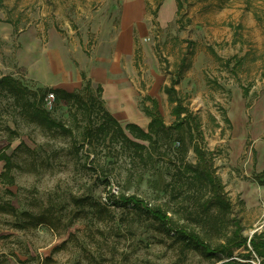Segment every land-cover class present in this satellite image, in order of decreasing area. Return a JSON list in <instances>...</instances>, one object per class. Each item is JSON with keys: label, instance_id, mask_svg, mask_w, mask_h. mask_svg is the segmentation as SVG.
<instances>
[{"label": "rangeland", "instance_id": "rangeland-1", "mask_svg": "<svg viewBox=\"0 0 264 264\" xmlns=\"http://www.w3.org/2000/svg\"><path fill=\"white\" fill-rule=\"evenodd\" d=\"M184 55L177 93L201 123L243 234L264 233V0H0V76L72 91L84 73L122 126L146 129L149 97L165 125L173 122L164 87ZM48 110L71 133L27 121L0 93V151L14 162L2 175L0 160V205L8 209H0V264L230 259L181 255L159 221L106 201L111 191L179 209L158 186L177 162L175 140L145 164L121 141L81 144L84 122L70 103L54 98ZM186 158L195 160L191 150ZM40 213L52 224L15 227ZM247 251L234 249L231 258L244 262Z\"/></svg>", "mask_w": 264, "mask_h": 264}, {"label": "trees", "instance_id": "trees-1", "mask_svg": "<svg viewBox=\"0 0 264 264\" xmlns=\"http://www.w3.org/2000/svg\"><path fill=\"white\" fill-rule=\"evenodd\" d=\"M186 66L184 55L180 58L170 84L164 87L168 101L173 104V122L165 125L156 99L149 97L151 107L144 109L149 117L146 129L131 122L120 125L103 106L101 85L97 84L93 88L84 73H81L82 86L72 91L53 87L30 89L19 78L3 74L0 76V93L12 99L14 106L27 121L42 128L55 129L64 134L71 133L70 128L63 121L54 118L45 106V95L53 91L55 100L70 103L75 108L74 112L81 115L84 122L81 144H90L98 139L121 141L145 164L152 159L154 152H159L166 144L175 140L179 154L177 162L167 181L158 186L168 192L171 199L177 200L179 209L171 211L169 206L162 203L151 204L135 194L115 195L111 191H107L106 201L120 203L121 206L159 221L167 234L172 232V238L181 255L194 250L217 260L222 257L230 258L221 264H253L249 260L251 258H258V264H264V233L254 232L251 236L243 234V225L238 217L232 215V202L216 172L213 152L204 145L201 123L184 104L175 88ZM190 150L194 155L193 162L186 158ZM0 160L4 162L1 174L6 175L14 162L4 151H0ZM263 175L264 171L258 175L260 184H264V179L259 178ZM105 180L108 182L107 177ZM76 200L81 202L80 199ZM0 209L8 210L3 205H0ZM13 210L12 208L10 213ZM49 217L46 213L30 215L26 222L16 223L15 227L24 228L27 222L30 226L52 224ZM240 247L248 250L242 255L246 259L244 262L231 258L234 249Z\"/></svg>", "mask_w": 264, "mask_h": 264}, {"label": "built area", "instance_id": "built-area-1", "mask_svg": "<svg viewBox=\"0 0 264 264\" xmlns=\"http://www.w3.org/2000/svg\"><path fill=\"white\" fill-rule=\"evenodd\" d=\"M54 93L53 92H48L46 95H45V106L47 109H51L52 108V101L54 100ZM258 262V261H257ZM257 262H255V264H257ZM254 263V262H253Z\"/></svg>", "mask_w": 264, "mask_h": 264}]
</instances>
